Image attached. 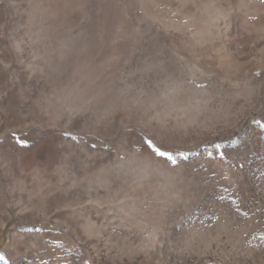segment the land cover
<instances>
[{
  "label": "rangeland",
  "instance_id": "obj_1",
  "mask_svg": "<svg viewBox=\"0 0 264 264\" xmlns=\"http://www.w3.org/2000/svg\"><path fill=\"white\" fill-rule=\"evenodd\" d=\"M0 264H264V0H0Z\"/></svg>",
  "mask_w": 264,
  "mask_h": 264
},
{
  "label": "snow or ice",
  "instance_id": "obj_2",
  "mask_svg": "<svg viewBox=\"0 0 264 264\" xmlns=\"http://www.w3.org/2000/svg\"><path fill=\"white\" fill-rule=\"evenodd\" d=\"M162 154V153H161Z\"/></svg>",
  "mask_w": 264,
  "mask_h": 264
}]
</instances>
